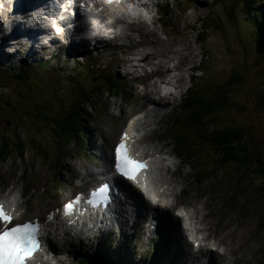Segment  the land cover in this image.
<instances>
[{"label":"rangeland","instance_id":"rangeland-1","mask_svg":"<svg viewBox=\"0 0 264 264\" xmlns=\"http://www.w3.org/2000/svg\"><path fill=\"white\" fill-rule=\"evenodd\" d=\"M24 1V4L15 8L19 22L21 21L20 16L22 13L29 8L30 0ZM235 1L239 0H229V2L233 3ZM256 1L241 0L240 5H242L243 9H241L235 20L236 23H239L236 27L229 24V27L225 24L226 21H222L225 25L220 21L218 28L221 29L214 32L215 35H213L212 30L203 29L204 20L207 21V18L211 16H215L221 20L222 16L229 11L227 8L222 10L220 6H215L212 0H196V2L200 3L198 4L197 14L194 11L191 12L185 9L182 14L178 15L181 12L179 4L176 9L170 5L168 6V14L165 16V21L167 20L168 23L163 24L161 15L152 21L140 22L150 27L153 26L157 34L156 37L152 36V38L147 36L146 39L149 42L144 43L147 44L146 46L137 44V47H134L139 52L143 51L145 54L155 51V49L157 50V46H160L161 42L162 44L166 43L167 46H171L174 49L178 48L179 44H172L180 41V43L184 42L187 45L192 44L194 46L193 51H195L194 55L198 53L197 56H194V58L196 57L194 62L191 61L190 63L191 65L193 62L192 65L194 67L188 66V61L184 62L182 71H180L184 80L182 87L176 88V94L168 98L169 101L159 112L161 118L167 111L163 116L162 122L158 125L157 131L163 133L165 136L164 140L168 141L169 147L166 149H171L168 156V166L171 170H177L178 174L185 175L183 176V180L178 176V180L176 179L177 183L174 182L173 184H176L175 187L177 186L178 188H189L188 192L183 193L182 197L186 201H194L195 194L200 191L201 194L202 192L205 193L200 200L207 196L209 198H207L209 206L213 205L212 217L217 222L216 224L209 225L208 234L211 236L219 235L221 243L223 245L228 244L229 257V259H226L224 255L226 252L220 254L219 251H216L213 257L210 256V262L213 261V264H264V177L252 176L249 182L242 180L243 182L238 183L237 186L235 170L238 173L245 171V166L236 162H230V164L225 165L223 167L225 168L224 170L220 168L208 171L210 169L209 164L218 155L220 156L219 159L223 157L228 149L223 147L215 152L214 146L212 144L205 145L204 140H202V146L200 147V139L202 137L207 138L209 132L208 130L206 131L205 126L200 128L201 130H196L194 126L185 125L186 117L190 114L181 113V102L184 95L189 93L188 87L191 82H199V84L203 85V91L199 94V99L203 95H208L209 92L217 93L218 90L221 91L222 89L226 91V88H222L223 85L221 83H229L230 78L235 72H242L246 76V81L236 89L235 97H229L227 109H229L230 116L226 114L219 115L217 122L220 125L221 123H230L231 126L241 128V130L244 128L246 132H243L244 144L249 143L251 136L256 140L255 142H251L252 145L248 153L254 159L259 158L264 161V108L261 106L262 102L260 101V94L264 91V82L260 78V75H262V63L257 56V53H261V51L255 44L256 34L252 31V21L255 20V23H258L261 16ZM246 4L249 6V11L247 6H245ZM252 11L253 13L250 14ZM198 18L199 20L197 21L196 19ZM226 18L229 19L231 17ZM244 20L248 23L245 27L251 30L248 35L249 46L238 47L237 38L239 33L237 29L242 27ZM188 22L191 23L190 27L186 25ZM0 23L8 29L13 27L10 15L5 17L4 14H1ZM140 27H144L145 29V26ZM161 29L164 31L162 32ZM31 34L39 36L40 41L45 43L46 40L43 34L35 32ZM200 34L206 38L202 43L198 38ZM129 41H131L129 42L131 43L130 46H135L137 43V40L134 38ZM150 43H155V45L152 46ZM126 44L127 41L122 39L109 41L104 43V47L101 50H97V52L93 50L86 52L82 61H80H94L97 63L96 67L102 69L103 73L110 71L113 74H117L122 79V82L127 85L126 93L129 94V97L124 98L123 96L116 95L115 97H109L106 92L101 91L93 99V102L84 105L82 107L84 111L82 119L84 118L88 121L89 132L84 128L83 133L88 139V148L78 143L81 151L79 149L74 150L64 160H62V154L54 157L53 153H51V149L57 152L58 147L63 143L61 138L54 136L56 133L62 132H48L42 126L46 121L41 120L39 122V120H36L35 105L41 104L51 108L54 107L53 103H58L59 101L68 103L71 101V98L68 97L69 88L67 79H64L63 75L74 73L77 62L71 61L72 57L66 53L67 47L65 44L62 45L61 41L60 43L50 44L51 48L58 45L57 51H59L52 59L47 60L48 56H42L41 60L46 61L36 60V62L26 64L27 68L31 71L28 72L27 79H19L14 76L13 72L14 70L18 71L19 65L14 66L12 62L0 59L2 60L0 62V103H2L0 105V142L1 138L7 137L9 143L13 146L17 135H19L25 143L22 144L25 145L23 151L18 146V150L13 153V156H9L5 162H0V193L5 194L12 190L19 192L20 190H26L28 192L25 205V210L28 213L27 217L42 216L47 210L53 208L56 203L61 202V198H64L75 190L84 189L89 185L85 184L81 186L78 178H72L71 170L75 169L77 172L83 170L85 167L92 168V164L97 159L99 163L103 164V158L105 154H108V146L115 136H117L124 118H115L112 112H117L119 106H122L123 114H127V112L140 107L143 102V100H140V95L146 89L144 86H139V83H149L152 72L166 69L165 66H160L157 63V59H153L150 64H145L143 68H138L137 71H134L130 66L125 67V64L121 62L123 58H127L130 55L134 59V62H138L144 55L139 56L135 54L133 56L129 52L125 53L122 48H117ZM20 48L24 51L23 46H20ZM135 49L131 51H136ZM174 60L176 59H172L166 65L174 63ZM129 61L130 58H127V62ZM200 66L203 70H200ZM186 71L195 73L194 79H191L188 76L189 73ZM171 73L173 74L174 72ZM147 87L150 88V84ZM205 88L208 91L204 90ZM57 90L60 93L58 98L55 97ZM113 94L120 93L114 92ZM171 101L172 103H170ZM230 101H233L234 104H231ZM188 102L187 98L183 101L184 104ZM92 103L96 107H92ZM59 105L60 103L57 104L56 108L60 107ZM223 109H226V103ZM175 119L178 121V126L177 128L173 127V132L176 133L177 137L187 140L189 151H194L196 154L202 156V160L200 159L198 164L201 165L205 173L208 171L199 183L193 181L194 167L192 168L188 165V163L191 164V161L185 160V158L177 159L174 155L175 146L170 145V124L173 123L170 121ZM82 124L85 125L83 122ZM210 130L211 127L209 128ZM49 136H52V139ZM44 137H46L45 140L43 139ZM251 141L253 140L251 139ZM97 142L100 143L104 149L103 151L98 150ZM12 146L10 151L12 150ZM71 146L68 142L66 145L68 153L73 149ZM44 154L46 156H42ZM181 160L187 163L183 165ZM56 162H58L57 165ZM70 174L71 181H68ZM96 181L94 180L93 182ZM15 198L19 202L17 194H15ZM139 211L141 213L140 209ZM151 214L153 212L144 211L142 216L147 218ZM210 220L208 219L206 222ZM156 224L158 228L154 232L153 238H159V234L161 233L160 228L163 227L164 245L166 247L164 252H160L158 242L156 243V250L148 249L155 242L153 238V240L146 239L142 245H138L141 234L146 236V232L142 229L139 231L137 225L134 226V230L128 228L132 226L131 221L128 222L125 231L127 233L134 231L131 236V246L137 251V257L130 259V262L133 264H151L152 260H161L163 264H204V261L191 262L190 260L185 263L181 259L184 253L188 255L187 251L191 250V248L186 244L185 237L181 238L179 236L178 233L180 231L174 222L159 220L158 222L156 221ZM105 226L102 227V232H85L84 238L81 237V234L80 239L82 238V241L76 239L77 235L75 236L74 231H70L68 240L60 236L58 239H54V244L61 245L65 242H70V247L65 243L66 252L70 258H90L101 249L102 246L99 243L104 244L106 242L102 239ZM107 228L117 231L115 225H108ZM95 234H98L99 237ZM111 236L112 238L116 237L113 234ZM238 240L241 244L240 248L236 247L234 249L231 260L229 249L233 246L232 241ZM114 241L115 245H118L117 239H114ZM245 248H249L251 252L242 254V251L246 250ZM114 255L117 259L120 258L119 254ZM205 259V255L200 256V260ZM103 261L104 264H108L106 260ZM90 263L94 264L92 261ZM84 264H89V262L84 261Z\"/></svg>","mask_w":264,"mask_h":264},{"label":"trees","instance_id":"trees-1","mask_svg":"<svg viewBox=\"0 0 264 264\" xmlns=\"http://www.w3.org/2000/svg\"><path fill=\"white\" fill-rule=\"evenodd\" d=\"M212 3L215 6H220L222 10L227 9L229 10L227 14L223 15L221 20H219L215 16H211L207 18V21L204 19L203 23V29L204 30H212L213 35L214 32L220 30L221 28H218V23L221 21H226V25H236L239 23H236V17L240 13L241 9H243L242 5H240L241 0L233 2H229V0H212ZM257 6L259 7V10L261 12V16L259 17V22L255 23V20L252 21V31L256 34V45L258 46V49L261 51V53H257V56L259 60L262 63V75H260L261 80L264 82V0H257L256 1ZM168 5L167 3L163 8V14L161 15V20L163 21V24L168 23V21H165V16L168 14ZM247 9L249 8L248 4H246ZM249 11V9H248ZM210 12V11H209ZM253 11L250 13L252 14ZM208 16V15H207ZM226 17H231L227 19ZM232 19V20H231ZM234 19V20H233ZM199 18L197 19V21ZM230 20V21H229ZM262 21V22H261ZM241 23V22H240ZM223 24V25H225ZM247 22L244 20V23L242 22V27H239L237 29L239 36L237 38V46H249L248 44V35L251 31L250 28H247ZM226 27V26H225ZM230 27V26H229ZM227 28V27H226ZM212 34V33H211ZM199 40L202 43L203 40L206 38L202 36V34L199 35ZM10 46L6 47L9 48ZM3 48L0 47V50ZM1 59V58H0ZM2 60H0L1 62ZM40 61H46V60H40ZM77 62L76 71L72 73L71 75H63L64 79H67V84L69 88V96L71 98V101L66 102H58L60 103V107H57L58 103H53L54 107L49 108L46 106H43L41 104L35 105L36 110V120L46 121L45 124L42 126L46 128L48 132H62V133H56L54 136L61 138L63 140V143L61 146L58 147L57 152L53 151L51 149V153H53L55 156H61L64 160L66 157H69V154H71L74 150H77L79 148L78 143L85 145L87 147V137L83 133V129L81 128V119L84 114V111L82 107L86 105L87 103L93 102V99L100 94V92H106L109 97L116 96H123L124 98L129 97V94L126 93V87L122 82V79L118 77L117 74H113L110 71L107 73H103L102 69L96 67V64L94 61L89 62ZM88 64V65H87ZM90 64V65H89ZM20 68L18 71L13 72L14 76L18 77L19 79H27L28 72H31L26 65V62L24 60L21 61ZM200 70H203L200 66ZM199 70V71H200ZM195 74V73H194ZM246 81V76L243 75L242 72H235L232 77L229 80V83H221L223 85L222 88H226V91L223 89L220 91L218 90L217 93L209 92L208 95L201 96L199 99V94L203 91V85L199 82H191L190 86L188 87L189 93L185 94L183 97L184 99H188L189 102L184 104L183 101L181 102V113L190 114L188 117H186V126H194V128L197 130H201L200 128L206 127V131L208 130L209 136L207 138L202 137L200 140V147L202 146V140L205 141L206 144H212L214 147V151H218L223 147H226L228 151L226 154L219 159V155L209 164L211 170H218L220 168H223L225 165L230 164V162H236L237 164H242L245 166V171H240L239 173L235 170L236 174V185L239 183H242V180L250 181L252 179V176H259L261 178L264 177V161L261 159H254L251 157V155L248 153L249 148L251 147L252 143L256 140L251 136V139L249 140L248 144H244L243 139V132H245L244 128L241 130V128L231 126V124L221 123V125L217 122V117L222 116L223 114H226L230 116L229 109L227 107L229 106V97H235V91L238 87L242 85ZM234 84V86H232ZM233 89V90H232ZM187 90V91H188ZM208 91V89H204ZM114 92L120 93V94H113ZM60 95L59 90L56 91L55 97L58 98ZM235 95V96H234ZM210 96V97H209ZM209 97V98H208ZM260 101L261 106L264 108V91L260 94ZM231 104H234L233 101H230ZM226 103V109H223ZM2 103H0L1 105ZM92 107H96L94 103H92ZM56 108L54 111L53 109ZM37 122V121H36ZM170 122H173L170 124V142L172 145L175 146V155L178 159H181L182 157H185L186 160H190L191 164L188 163L189 167L193 168V177L194 182L199 183L201 182V179H203L204 170L202 169L201 165L198 164L200 159L202 160V156L196 154L194 151H189L187 140H184L180 137L176 136V133L173 132V127L177 128L178 121L171 120ZM193 123V124H192ZM199 123V124H198ZM175 124V126H174ZM198 125V126H197ZM211 127V130L209 131V128ZM250 131V130H249ZM246 133V132H245ZM76 135L79 138L78 141H74V147L72 151L68 153V150L66 149V144L73 138V136ZM195 135V134H194ZM52 139V136H50ZM174 141H172V139ZM177 137V138H176ZM77 138V137H75ZM179 138V140H178ZM81 141V142H80ZM1 147H0V162H5L9 156H13L14 152H16V149H18V146L23 151L25 144L23 142V139L17 135L16 140L13 143V146L11 143H9V139L7 137L1 138ZM12 146V150L10 151V148ZM81 151V150H80ZM50 153V154H51ZM48 154V155H50ZM46 156V154L44 155ZM229 162V163H228ZM58 162H56L57 165ZM225 168H223L224 170ZM249 175V176H248ZM263 176V177H262ZM250 177V179H249ZM249 179V180H248ZM264 179V178H263ZM238 186V185H237ZM263 189V188H262ZM263 196H264V189H263ZM151 250H155L154 247H149ZM165 249L162 250L164 252ZM99 254V255H97ZM97 254L92 255L90 258H80L78 261L76 258L77 264H84V261H88L89 264L90 261L94 264H104L103 260H106L108 264H133L130 262V259H133L134 257H122V255L119 254V250L114 248L111 251V248L108 247H101V249L98 250ZM102 254V255H101ZM114 254H119L120 258H116ZM98 258V259H97ZM115 259V263L111 259ZM127 261V263H123L122 261ZM157 260H152L151 264H157ZM162 264V263H158Z\"/></svg>","mask_w":264,"mask_h":264},{"label":"bare ground","instance_id":"bare-ground-1","mask_svg":"<svg viewBox=\"0 0 264 264\" xmlns=\"http://www.w3.org/2000/svg\"><path fill=\"white\" fill-rule=\"evenodd\" d=\"M48 1L54 7H58V5L53 2V0H48ZM178 4H179V7L181 9V12L178 14V15H180V14H182L184 12L185 9H188L191 12L194 11L195 14H197L198 4H200V3L196 2V0H179ZM151 5H153V4H151ZM226 8H227V5H226ZM35 12H36L37 17L40 19V21H42V15H41L40 10L39 9H36ZM97 21L100 22V18L99 17L97 18ZM190 22L192 23V21H190ZM190 22L186 23V25L188 27H190V24H191ZM110 24L113 25V20H110ZM140 26H145V29H144V27H140ZM75 27H80V24L77 23V24H74L72 26V28H75ZM131 30L138 32L139 42H137V43L135 42L136 43L135 46H130L125 52H129L133 56L135 54H138L139 56H141L142 54H144V52L143 51H140L139 52V50L138 49H135L134 47H137V44H139L141 46H146L147 44H144V43H147V41H148L146 39L147 36H149V38L150 37L152 38V36H155L156 37L157 32H156V30H154L153 26L150 27V26L145 25L144 23L141 24L140 21L138 22L137 25L131 26ZM161 30H162V32L164 31L163 29H161ZM166 31H168V30H166ZM117 37L118 38L125 37V38H127V39L130 40V39H132V33L129 32V31H123V32L118 33L117 34ZM159 44H160V42H159ZM174 44H179V47L177 46L178 48H175L174 49L171 46H167L166 43H163L162 44V42H161V44H160L161 47L160 46H157V50L155 49V51L145 53L141 57V60H139L138 62H134V59H132V57L130 55L127 56V58H130V61L129 62H127V58H123L121 62L123 64H125V67L130 66L134 71H137L138 68H143V66L145 64H150L153 59H157V63L160 66H165L166 69H167V71L174 72L173 73V77H174L173 84L175 85V87L176 88L182 87V84H183V81H184L183 80V75L180 74V71H182V66H183L184 62H187L188 61V66L190 65L191 61L194 62V59L196 58V57L194 58V56H197L198 53L196 55H194V52L195 51H193L194 46L192 44L191 45L190 44L187 45V44H184V42L183 43H180V41H176L172 45H174ZM150 45L153 46V45H155V43L154 44H151L150 43ZM134 49L136 51H131V50H134ZM139 49H141V48H139ZM74 50L75 49H74L73 41L70 40L69 43H68V45H67V51L69 53L73 54L74 53ZM41 52H43V51H41ZM143 57H144V59H143ZM172 59H176V60H174L175 62L172 63V64L166 65V63H168ZM193 62H192V64H193ZM192 64L190 65L191 68L194 67V65H192ZM201 64H202V62H201ZM153 65H155V63H153ZM186 72L189 73L188 76L191 77V79L192 78L194 79L195 74L192 71H186ZM137 86H138V84H137ZM161 91H163V90H161ZM147 99L148 100H151V98L148 95H147ZM152 101L154 103L153 104V107L146 112L145 118L140 123H141V125L143 127V130H146V131H144L143 138H144V140L147 139V143L150 146L148 150H152V154L147 153L146 156H152V158L154 159V163H155V158H156V155L157 154H160V153H166L167 154L171 150V149H166V148L169 147V145H168V142L164 140L163 133L157 132V127L162 122L163 116L166 114L167 111L163 114V116L161 118L159 116V112L165 107V105L169 101V99L168 100L154 99ZM170 103H172V101ZM119 111H120V113L118 114V117L120 119H122L124 117L122 106H119ZM82 122L85 125H83ZM81 128H85L89 132V123L84 118L81 119ZM75 137H77V138H75ZM94 138L96 140L95 134H94ZM43 139L45 140L46 137H44ZM171 139H172V137H171ZM74 141H78L79 142L78 136L74 135L73 138L69 141V145H72L71 147H74ZM172 141H174V140L172 139ZM154 142H157V143L161 142V143L154 145ZM88 143L89 142H87V147H88ZM97 147H98V150H101V151L104 150L102 148V146L100 145V143H98V142H97ZM17 150L18 149H16V152H17ZM38 151H40V150H38ZM44 155H42V156H44ZM106 157L107 156H105L103 158V164L108 169H110V164H109L108 160L106 159ZM182 158H185V157H182ZM185 160H186V158H185ZM181 162H182L183 165L187 163L186 161L184 162L182 160H181ZM170 163H172V162L170 161ZM93 166H95V164H93ZM100 173H101V171H98L97 169H93V168H90V167H88V168L85 167L83 170H80V171H77V172H76L75 169H72L71 170L72 178H78L80 180V183L79 184L81 186L82 185H85L86 183H89L92 180H97L98 179L97 178V175L100 174ZM71 174H70V176L68 178V181H71ZM178 176L180 178H182V180H183V176H185V175L178 174L177 170H172V171L171 170H166L165 173H164V178H165L166 183L168 184V186H170L176 180V177H178ZM176 183H177V181H176ZM105 184L108 185L107 183H105ZM154 187H157V188L160 189V191L165 192L166 194H168V192L166 191V189L160 187V185H158L157 183L154 184ZM188 189H189L188 187H184L183 188V191L186 193V192H188ZM95 190H97V189H94L93 191H95ZM10 193H14V196L13 197H15V194H17V196H18V192H16V190H12L8 194H10ZM204 194L205 193H203V192L201 194L200 191L197 192L195 194V201L188 202V204L191 205L195 209L197 218H200L201 222L204 223V231H206L207 234H208V227H210L209 225L210 224H216L217 221L212 217V212H213L212 207H213V205L211 204V207L209 206V202L207 201V198L208 197L206 196L204 199L200 200L201 197L203 198V195ZM78 196H80V194L75 190V191L71 192L70 194H68L67 196H65L64 198H61L62 199L61 202H65V201H69V200L74 201V200H76V197H78ZM129 196L130 195H129V193H128L127 190H122L120 192V194H119L118 199L116 200V203L114 205H112L104 213V215L102 216V219L99 216H87V217L81 219V221H78V220H74L73 219L74 220V223H76V222L77 223L75 225H73L72 227L74 229H76V230H78V228H82L83 227V228H85V231L86 232H92L93 233V232H97V231L98 232H102L103 228L100 227V224H104L106 226L104 228V236H103L102 239H104L106 242L104 244L99 243V245H101L103 247L105 246V247L111 248V251L114 248L118 249L119 250V254L122 255V257H125L127 255H130V256H133V257H137L136 256V252L137 251L134 250V248H132V246H131V236H132V233H127L125 231L126 226H127L128 222L130 220L124 217V213L123 212H124V209H125L124 207H125V204H126V199ZM176 196L179 197L180 194H176ZM89 197H90V195H86L85 196V198H87V199ZM12 199L13 198H11L10 201H12ZM18 200H19V197H18ZM15 202H16L15 204L19 203L17 201V199H15ZM173 202H174L175 205H179V201H178V199L176 197L173 198ZM210 202H211V200H210ZM139 208L141 210V215H138L137 214L135 220H137L138 226L141 229H145L143 227V225L141 224V220H140V216H142V214H143L144 211H146V212H152L153 211L155 213V217L153 219L155 221H157V222L159 220H164L165 222H167V221L173 222V220H174L176 224L179 223V221L176 219L177 216L175 215V213L170 214L168 212V210H169V207L168 206H165V207H162L160 205L150 206L148 204V200L146 199L145 202H141L140 203ZM48 212L50 213V211H48ZM180 214H182L186 218H190V215L188 213H182L180 211ZM113 218H115L116 221H117L115 224L111 222ZM13 219H15L14 218V215H13ZM70 219L72 220V217H70ZM208 219H211V220L208 221V222H206V220H208ZM181 221H182V224H183L184 219L182 218ZM60 222H63V219H61ZM63 223H65V222H63ZM54 225L56 227H61L57 223H55ZM108 225H110V226L111 225L112 226L115 225L117 231L116 230H111V229L107 228ZM135 225H136V223H132L131 228L133 230H134V226ZM185 228H188L187 221L185 222ZM74 229L72 231H74L76 233L77 231H75ZM160 231H163V227L160 228ZM148 232H149V229H148ZM194 233L197 236L196 232H194ZM63 234H64L63 235V238H65L66 240H68L67 235L69 234V229L63 230ZM77 234H80V233L77 232ZM112 234L115 235L116 237L115 238H112V236H111ZM178 234L182 238V234L180 232ZM95 235L98 236V234H95ZM160 236H161V239L163 240L162 235H160ZM76 239H79V241H82V238L80 239V237H76ZM114 239H117L118 245H115ZM146 239H147V237L144 236L143 234H141V238L139 240L138 245H142ZM235 240H237V239L235 238ZM65 243L70 247V242H65ZM65 243L61 244V245H63L62 247H61V245L53 244V249H52V241L51 240L50 241L49 240L46 241V244L48 245V249L50 251V255H49L48 252H46L39 259H37V260H39L37 264H75V263L67 262L64 259V256H63L62 253L66 252V244ZM232 244H233V246L231 247V249H229V253L231 255V260H232V254H233L234 249H236V247L237 248H240V245H241L240 242H239V240L238 241H235V242L232 241ZM227 246H228V244L226 243L225 245H222L221 248H223L224 250H226V253L224 255H225L226 259H229V257H228V247ZM200 247H203V245H199L196 242L195 243V246H194L195 251L193 252V254L196 255L198 257V259H199V253L196 250L198 248H200ZM51 250H52V252H51ZM245 252H251V250L249 248H247L246 250L242 251V254H246ZM56 255H57V257H56ZM76 258H77L78 261L80 260V257H76ZM111 260L113 261V263H115V261H114L115 259L112 258ZM208 261H209V259H208ZM122 262L123 263H127L126 260L125 261H122ZM30 264H32V262H30Z\"/></svg>","mask_w":264,"mask_h":264},{"label":"snow or ice","instance_id":"snow-or-ice-1","mask_svg":"<svg viewBox=\"0 0 264 264\" xmlns=\"http://www.w3.org/2000/svg\"><path fill=\"white\" fill-rule=\"evenodd\" d=\"M103 5L116 6L119 8L122 0H101ZM98 12H103L104 8L96 9ZM123 11V9H121ZM128 11H132V4L128 5ZM129 133L125 132L121 137L120 143L115 147V172L131 181L133 184L139 185L138 174L142 170H146L147 162L138 161L129 154L128 141ZM15 197L11 203L13 205L11 211L7 210L5 201H0V224L4 227L0 228V264H30L34 255L41 250V243L38 239L39 225L32 222L17 224L14 227H8L13 220V212H15ZM82 199L81 196L76 197V200L65 206V214H71L72 209ZM108 203L109 186L103 185L90 194L87 203L95 207L99 203Z\"/></svg>","mask_w":264,"mask_h":264}]
</instances>
